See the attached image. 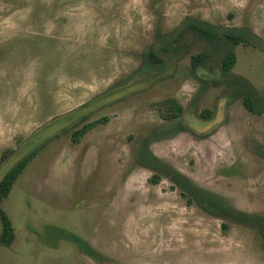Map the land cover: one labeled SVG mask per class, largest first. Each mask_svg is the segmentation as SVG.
Instances as JSON below:
<instances>
[{
    "label": "rangeland",
    "instance_id": "obj_1",
    "mask_svg": "<svg viewBox=\"0 0 264 264\" xmlns=\"http://www.w3.org/2000/svg\"><path fill=\"white\" fill-rule=\"evenodd\" d=\"M185 19L248 28L264 42V0H0V180L38 148L1 203L15 237L0 264H264V230L223 232L168 179L149 182L139 160L147 147L264 218V115L232 96L214 60L192 69L200 43L168 47L164 67L149 65ZM235 52L231 73L264 96V53ZM46 226L74 233L97 258L45 244Z\"/></svg>",
    "mask_w": 264,
    "mask_h": 264
},
{
    "label": "trees",
    "instance_id": "obj_2",
    "mask_svg": "<svg viewBox=\"0 0 264 264\" xmlns=\"http://www.w3.org/2000/svg\"><path fill=\"white\" fill-rule=\"evenodd\" d=\"M169 39V46L162 48L164 57L158 55L156 47H152V50L148 53L150 66L161 65L164 67L166 62L170 61L167 57L170 53L168 47H174L172 51L175 54L191 43H200L204 46V51L191 60L192 69L198 70L199 66L206 60H214L224 78L222 82L227 89L231 90L232 96L240 100L244 109L249 113L264 115V96L256 91L249 82L231 73L236 63L235 49L237 47L254 48L264 53V42L251 29L221 28L199 23L193 19H185ZM165 105L168 113L172 114V119L179 118L182 115L183 109L175 101L168 100ZM92 126L87 125L78 131L73 137L74 141L79 142ZM37 151L38 148L24 157L0 180V246L4 248L11 247L15 236L10 220L1 209V203L8 197L17 178L36 156ZM139 160L144 166L153 171V176L149 182L157 184L162 178L168 179L180 191L187 205L194 204L206 214L221 220V230L223 232L228 229L229 223H240L261 231L264 230L263 217L242 213L229 206L217 195L198 188L187 177L157 159L147 147H143ZM45 237L46 242H44L50 247L55 248L60 241H64L73 244L88 257L96 259L98 256L85 241L65 229L46 226Z\"/></svg>",
    "mask_w": 264,
    "mask_h": 264
}]
</instances>
